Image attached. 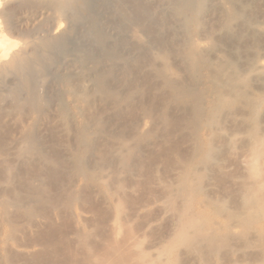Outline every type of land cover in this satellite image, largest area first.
<instances>
[{"label": "bare ground", "instance_id": "bare-ground-1", "mask_svg": "<svg viewBox=\"0 0 264 264\" xmlns=\"http://www.w3.org/2000/svg\"><path fill=\"white\" fill-rule=\"evenodd\" d=\"M0 264H264V0H0Z\"/></svg>", "mask_w": 264, "mask_h": 264}, {"label": "rangeland", "instance_id": "rangeland-1", "mask_svg": "<svg viewBox=\"0 0 264 264\" xmlns=\"http://www.w3.org/2000/svg\"><path fill=\"white\" fill-rule=\"evenodd\" d=\"M49 138H50V139H49ZM48 139H49V140H48ZM51 139H53V137H48V138H47V141H50ZM52 141H53V140H52ZM237 156H239V154H237ZM237 156H234V157L236 158ZM237 158H238V157H237ZM240 158H241V159H240ZM240 158L237 159V160H233L234 158L231 157V158L229 159L230 162H228V161H229V160H228L227 163H226V166H225V167H226V170H224V172H225L226 174H227V173L229 174V172L232 173V171H233V173H234V169H235L236 167H238L237 164H239V165L241 164V163H237V162H241V160H242V156H241V155H240ZM229 164H230V165H229ZM234 164H235V165H234ZM229 166H230V167H229ZM231 166H232V168H231ZM229 169H230V170H229ZM236 169H237V170H240V169L242 170L241 166H240V168H236ZM227 170H228V171H227ZM237 170H235V171H237ZM241 170H240V171H241ZM229 183H230V182H229ZM229 183H228V184L224 183V184H226V185L223 184V185L225 186V188H227L226 186H228V188H231V187H232V183H230L231 185H230ZM214 186H215V185H214ZM214 186H212V189H214V188H213ZM229 186H230V187H229ZM216 187H217V186H216ZM218 187H220V185H219ZM220 188L222 189L223 187H220ZM220 188H215L216 193L219 192L218 190H219ZM213 191H214V190H213ZM214 192H215V191H214ZM128 232H129L128 230H126V231L124 230V231L122 232L121 237L117 240L119 244L116 242V244H115L116 246L113 245L114 243H110L111 245H110V244H109V245H103V248H102V249H103V254H105L106 257H107V255H108V256H110L111 254L113 255V252H115L114 254L116 255V250H117V248H118L119 253H121V252H122V253H123V252H126L125 255H124V257H125V259H127V258H126V255H129L128 252H129V248H130V246H131V245H129V243H128V242H129L128 240H129V238L131 237V236H129V235H132L131 232H129V235H128ZM125 233H126L127 235H126ZM107 246H108V248H107ZM110 246H111V248H112V251L114 250L112 253H111V252H108V250H111V249H110ZM125 246H126V247H125ZM115 247H117V248H115ZM123 247H124V248H123ZM127 248H128V249H127ZM105 250H106V251H105ZM123 250H124V251H123ZM101 252H102V251H101ZM107 252H108V253H107ZM123 254H124V253H123ZM127 257H128V256H127Z\"/></svg>", "mask_w": 264, "mask_h": 264}]
</instances>
